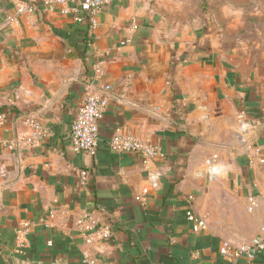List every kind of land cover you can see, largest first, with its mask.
Here are the masks:
<instances>
[{"label":"crops","instance_id":"0c3cea01","mask_svg":"<svg viewBox=\"0 0 264 264\" xmlns=\"http://www.w3.org/2000/svg\"><path fill=\"white\" fill-rule=\"evenodd\" d=\"M19 1L0 0V264L4 251L43 264H247L220 247L264 230V62L220 49L199 0L187 11V0H109L94 26L73 3L38 0L27 14ZM89 92L107 97L92 155L69 140ZM30 121L44 130L33 144ZM115 133L161 153L142 164L109 149ZM86 211L111 222L108 241L79 234Z\"/></svg>","mask_w":264,"mask_h":264},{"label":"built area","instance_id":"2783aa9c","mask_svg":"<svg viewBox=\"0 0 264 264\" xmlns=\"http://www.w3.org/2000/svg\"><path fill=\"white\" fill-rule=\"evenodd\" d=\"M46 8L52 9L56 5H65L73 3L74 19L82 21L88 19L94 26L97 24V14L103 5L109 0H41ZM38 0H22L17 3L16 10L19 13H32L36 10ZM110 86L106 85L105 90ZM107 105L105 95L89 92L80 102L75 118L71 123L69 130V140L71 149L74 152H81L86 155H92L98 146L99 128L98 122L102 118L103 111ZM3 117L0 114V119ZM31 133L26 139V143L33 144L44 134V130L34 121H30ZM109 149L116 152H132L141 158L142 164H147L150 160L160 155V149L157 145L142 141L140 138L124 133H115L108 141ZM88 172H81V179H87ZM139 199V196H136ZM193 199L192 196L189 197ZM186 219L192 224L193 230H203L206 228V220L198 216L190 205L185 213ZM45 221V220H44ZM75 225L79 234L86 242L108 241L112 236L109 224H99L92 212H84L75 219ZM26 226V225H25ZM26 229V228H25ZM18 232L23 234L24 230ZM17 254L24 253L22 245L16 250ZM220 252L230 261L243 259L247 264H253L258 254L264 253V230L253 236L248 242L239 246H232L228 242H223ZM101 264V262H99Z\"/></svg>","mask_w":264,"mask_h":264},{"label":"rangeland","instance_id":"374dc122","mask_svg":"<svg viewBox=\"0 0 264 264\" xmlns=\"http://www.w3.org/2000/svg\"><path fill=\"white\" fill-rule=\"evenodd\" d=\"M191 4L198 0H187ZM196 20L216 29L218 47L249 63L264 62V0H199ZM193 7V6H192Z\"/></svg>","mask_w":264,"mask_h":264},{"label":"water","instance_id":"95a60500","mask_svg":"<svg viewBox=\"0 0 264 264\" xmlns=\"http://www.w3.org/2000/svg\"><path fill=\"white\" fill-rule=\"evenodd\" d=\"M2 258L6 264H43L41 262L19 258L18 256L9 253L7 251L3 252ZM52 264H68V263L65 257H60Z\"/></svg>","mask_w":264,"mask_h":264},{"label":"trees","instance_id":"16d2710c","mask_svg":"<svg viewBox=\"0 0 264 264\" xmlns=\"http://www.w3.org/2000/svg\"><path fill=\"white\" fill-rule=\"evenodd\" d=\"M85 20H87L86 18H85ZM5 109V108H4ZM4 109H2L1 111H0V113L4 110ZM105 224H109V226H110V228H111V231H112V226H111V222L110 221H108V220H106L105 222H104ZM53 241H54V244H53V246L54 247H57L58 245L59 246H65V245H67L66 244V242H64V240H62L61 239V236L60 235H56L55 234V236H54V238H53ZM57 243H59L58 245H57ZM65 252L67 253V257L70 259V257H71V255L72 256H74L75 258H77L78 260H80V254H79V252H78V250H77V248L75 247V246H68L67 248H65ZM258 256H262V257H264V253H261V254H258L257 256H256V258L258 257ZM72 262H74V261H72L71 260V264H73Z\"/></svg>","mask_w":264,"mask_h":264}]
</instances>
